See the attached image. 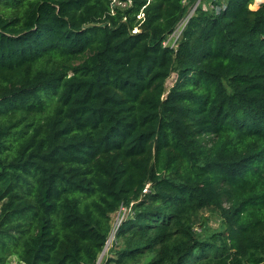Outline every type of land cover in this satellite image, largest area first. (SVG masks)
Segmentation results:
<instances>
[{"label":"trees","instance_id":"obj_1","mask_svg":"<svg viewBox=\"0 0 264 264\" xmlns=\"http://www.w3.org/2000/svg\"><path fill=\"white\" fill-rule=\"evenodd\" d=\"M209 1L168 45L184 0H0V264H97L122 206L100 264H264V2Z\"/></svg>","mask_w":264,"mask_h":264},{"label":"rangeland","instance_id":"obj_2","mask_svg":"<svg viewBox=\"0 0 264 264\" xmlns=\"http://www.w3.org/2000/svg\"><path fill=\"white\" fill-rule=\"evenodd\" d=\"M263 2H264V0H255L254 3L251 5V7L253 9H257L260 6V4ZM185 3H188L189 15L192 14L193 12H195L196 7H198L199 5L204 7V9H206V10L212 9L211 2L209 0H194L192 4H190V0H187V2H185ZM185 23H186V21L180 23V25L174 31V36H170L168 38V40L165 42V44L175 45L176 40L178 39V37L180 36V34L182 32V29L186 25ZM175 79H176V74L173 73V75L167 81V86L170 87L174 83ZM147 188H148L147 191H149V186H147ZM224 206H228V205L225 203ZM133 213H134V211L131 207L123 206L122 209L120 208L116 213L113 214L112 222H113V230H114L115 234L118 230V227L122 224V222L124 220H126L127 218H129V216H131ZM201 215H203L204 218H206L207 224L213 229H217L219 227V225L221 224V222L223 221L222 213L219 211L206 210V211L202 212ZM196 227L203 230L202 226L195 225L194 229ZM195 231L198 232V230H196V229H195ZM198 233H202V232H198ZM178 238L179 237L177 236V234L173 235L171 238V241H170V245H172V244L174 245L173 241H175ZM121 244H122V241L120 239L117 240L115 235H113V236L111 235L110 236V242L107 245V247L105 248L104 253L101 255L98 264H100L104 260V257L109 255L110 253H115L116 252L115 249H118V245H121ZM112 249H114V250H112ZM142 259L143 260H149L150 254L144 255ZM13 263L16 264L15 259H13Z\"/></svg>","mask_w":264,"mask_h":264},{"label":"built area","instance_id":"obj_3","mask_svg":"<svg viewBox=\"0 0 264 264\" xmlns=\"http://www.w3.org/2000/svg\"><path fill=\"white\" fill-rule=\"evenodd\" d=\"M184 2H187V0H184ZM193 13H194V12H193ZM193 13H192V14H193ZM192 14H190V15L188 14L187 17H186L182 22H185V21H186V23H187L189 17H190ZM182 22H181V23H182ZM186 23H185V24H186ZM179 25H180V24H179ZM171 36H174V32H173V34H172ZM147 186H149V185H147ZM147 190H148V188L146 187V188L144 189V191L146 192ZM122 208H123V206L121 207V209H122ZM111 235H112V236L115 235L114 230H113V232H112ZM109 242H110V238H109L108 244H109ZM108 244H107V245H108ZM106 247H107V246H106ZM98 262H99V261H98ZM97 264H98V263H97Z\"/></svg>","mask_w":264,"mask_h":264},{"label":"water","instance_id":"obj_4","mask_svg":"<svg viewBox=\"0 0 264 264\" xmlns=\"http://www.w3.org/2000/svg\"><path fill=\"white\" fill-rule=\"evenodd\" d=\"M103 253H104V252H103ZM103 253H102V254H103Z\"/></svg>","mask_w":264,"mask_h":264}]
</instances>
